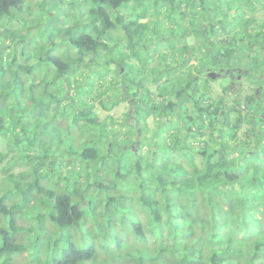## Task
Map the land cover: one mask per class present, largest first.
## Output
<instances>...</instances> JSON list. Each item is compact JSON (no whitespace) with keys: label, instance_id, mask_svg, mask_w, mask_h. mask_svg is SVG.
Here are the masks:
<instances>
[{"label":"trees","instance_id":"trees-1","mask_svg":"<svg viewBox=\"0 0 264 264\" xmlns=\"http://www.w3.org/2000/svg\"><path fill=\"white\" fill-rule=\"evenodd\" d=\"M48 1L53 9L55 0H32L25 6L23 0H0V20L23 7L42 11ZM142 3H68L78 9L82 5L84 13L67 15V26L54 23L56 30L44 43L41 31L34 28L32 37H41V42L30 36L17 37L20 42L12 49L0 44V144L5 147V138L35 134L49 124L65 132L68 140L79 134L82 144L73 146L77 152L73 148L66 151L70 158L66 162L71 163L75 156L81 158L88 174L74 181L81 188L67 191L61 184L55 185L58 194L52 192L53 187L49 194H40L41 213H50L52 222L62 228H74L80 220L91 218L90 230L94 227L101 237L107 233L114 236L116 246L124 242L118 257L121 264H264V26L256 33L244 28L223 38L221 33L235 27L216 30L204 23L206 26L200 24L193 29L180 21V27L173 30L175 36H163L167 44L163 47L169 49L170 56L166 58L163 53L165 63L163 69L159 67L167 73L165 85H172L175 92L172 95L163 87L158 101L149 92V86L158 81L156 66H149L156 58L142 52L143 45L127 37L131 29L142 27L135 24L146 14L134 16L131 8ZM165 6H171L170 10L179 7L173 3ZM170 10L167 14L172 21L171 16L177 14ZM83 16L90 18L89 24L84 23ZM37 18V24L45 19ZM48 20L52 25L53 18ZM73 34L78 35L72 38ZM60 36L65 38L64 49L55 43ZM191 37L194 41L189 45L186 40ZM114 53L122 59L110 58ZM242 56L249 72V93L241 96L237 81L221 85L226 97L213 98L211 79L198 81L199 72L218 66L238 69ZM191 60L197 66L189 67ZM179 69L184 72L173 77ZM193 70L197 75L191 73ZM94 71L98 78L91 82ZM259 76L263 80H258ZM253 85L260 89L259 94L252 92ZM140 99H146L143 107L139 106L145 112L142 118L134 106ZM126 101L130 104L128 113L121 120L114 119L109 113ZM98 111L106 112L105 118L100 119ZM149 114L157 128L175 124L173 140L163 149V155L155 138L148 139L150 151L142 152L147 138L140 137ZM118 129L122 144L113 138ZM139 142L140 146L133 149ZM127 150L135 154L129 155ZM19 165L28 168L17 173L20 180L29 182L31 168L25 162ZM105 172L119 185L133 177L134 196L126 192L117 196L124 201L123 207L106 208L114 199L103 193L109 187L101 182ZM16 188H5L0 196V234L4 242L0 258L7 251H15L10 255L27 252L34 259L23 264H87L96 256L95 248H84L83 236L77 242L69 234L62 245L54 236L42 238V248L39 238L31 243L34 239L25 235L22 226L26 199L18 198ZM32 190L28 198L35 201ZM124 213L134 217V252L126 240L117 238L114 218ZM104 221L107 227L102 225ZM110 242L106 240L97 250L114 260L117 257L109 251ZM13 257L5 256L4 264H15Z\"/></svg>","mask_w":264,"mask_h":264},{"label":"rangeland","instance_id":"rangeland-1","mask_svg":"<svg viewBox=\"0 0 264 264\" xmlns=\"http://www.w3.org/2000/svg\"><path fill=\"white\" fill-rule=\"evenodd\" d=\"M56 4L53 6L54 8L50 9V2H46L42 11H31L29 7H23L22 9H14L11 12L9 18H5V20H0V44L5 45L8 49H12L16 46L17 43L20 42L17 37L28 38L34 40L35 42H41V37H32L33 30L41 31L43 43L44 39L49 38L53 30L55 29L54 23L59 22V25L67 26L68 20L65 19L67 15H77L84 13L80 9L84 8L82 5L77 6L69 5L68 3L79 2L80 0H55ZM43 2V0H39V3ZM27 3H32V0H23V6L27 5ZM178 5L172 8L171 6L166 7L165 4ZM181 3V4H180ZM180 4V5H179ZM133 8V15H137L139 13L146 14L145 19L139 20L135 27L130 30L131 40L134 42H139L143 45L144 49L142 52H147L149 56H155V62L153 64H149V66H156V75H158V81L156 84H152L149 86V92L152 96L158 101L160 100L159 92L163 93V87L169 91L170 94L174 95L175 88L172 85L166 86L165 81L167 80L166 72H163V65L165 60H163V53H165L166 58L170 56L169 49L163 47V44L166 46V42L163 41V36L167 38H172L175 36L174 29L177 30L180 27V21L187 23L190 27L195 29L200 24L206 26H213L214 29L219 30L221 28L235 29L227 30L226 33H221L219 36L225 38L229 37V34H233L238 30L249 29L252 30L253 33L257 32V29L264 26V0H143L142 4L131 5ZM175 11L177 15H172V21H169V16L167 11ZM184 10V15L182 14ZM180 13V15H179ZM12 16V17H11ZM45 18L37 24L38 18ZM48 17V18H47ZM49 18H53L54 22L52 25L49 23ZM84 19L85 24H89V17H82ZM82 18L79 20L81 21ZM73 19H76L73 16ZM56 30V29H55ZM228 34V35H226ZM78 34H73L72 38H75ZM66 38L67 35H66ZM62 38L55 41L60 49H64V45L62 44ZM198 39V38H196ZM220 39V38H217ZM187 43L192 45L194 38H188ZM61 43V44H60ZM186 43V45H187ZM112 45V43L110 44ZM163 47V48H162ZM115 54V55H114ZM111 55L110 58H116L118 60L122 59V55L118 52V55L122 57H118L116 53ZM38 57V55H37ZM168 63L171 65V59H166ZM135 64L138 62L133 61ZM192 63L191 66L194 65V61H189ZM241 66L238 68L237 75L241 76V80L239 81V86L237 89L242 92L241 96H245L249 93V85H248V70L245 68L246 60L245 56L241 58ZM188 65V64H187ZM161 67L162 69H160ZM188 67V66H187ZM190 67V66H189ZM194 67V66H193ZM166 68V66H164ZM112 69V68H110ZM171 69V68H170ZM127 74L131 73L129 69H126ZM180 72H184V69H179L175 71L173 77H177ZM33 73H37V70H33ZM192 74H196V71H191ZM197 75V74H196ZM236 76V75H235ZM98 78L97 71H94L93 82L94 79ZM262 79V76L258 77V80ZM202 80V79H197ZM203 81V80H202ZM89 82V81H88ZM201 83V82H200ZM229 83L227 77L220 76L215 80L209 81V87L211 88V94L213 98L226 97L221 91V85L225 86ZM200 85V84H199ZM201 86V85H200ZM158 87V88H157ZM252 87V86H251ZM135 90L137 88H134ZM159 89V90H158ZM255 89V90H254ZM254 90V91H253ZM260 93V89L252 87V92ZM258 93V94H259ZM171 95V96H172ZM118 96H121L118 94ZM136 94H134V99L138 100ZM128 99V96L126 97ZM239 99H242L239 96ZM128 101V100H127ZM120 102L121 104L117 105L114 109L109 113L114 119L121 120V116L128 113V108L130 107L129 102ZM262 108H264V101ZM146 103V99H140L138 102L134 104L137 109V116L142 118L145 114L144 111L140 110V107H143L141 104ZM232 103V100H231ZM98 105V104H97ZM138 106V107H137ZM178 113V110L176 111ZM97 115L100 119L105 118L106 112L98 111ZM133 117L131 116V119ZM129 119V121L131 120ZM174 119V118H173ZM172 120L171 122H173ZM134 121H132L133 123ZM146 127L145 133L141 135L140 139L147 138L146 144L144 145L142 152L148 153L150 151V145L148 139L155 138L157 141L158 152L163 155V149H167L169 142L173 140V125H168L163 127L162 125L158 127L154 123L153 115H148L145 118ZM131 124V122H130ZM155 124V126H154ZM55 125V124H54ZM53 124H49V126H45L44 129L37 131V133H28L25 137H8L5 138V147L0 144V170H3V173L0 172V196L4 195L5 188L8 187H18L16 189L19 190L18 198L26 199L24 212L26 214V219L24 220L22 226L25 230V235L29 236L31 243H37V238H39V243L42 246L44 245L42 238H48L49 236H54L55 239H58L62 245V243L66 242L68 235H73L71 237L72 241L81 242V237L83 236V246L84 248L92 247L96 249V256L94 258H89L87 264H121L122 261L119 259L123 252L124 242H121L119 246H116L115 237L105 235V237H101L98 235L97 231L94 227L90 230L89 227L92 225L91 218L86 219L84 222L80 220L74 228H62L57 226L52 222V216L50 213L45 211V214L41 213L43 210V206L39 203L38 197L40 194L44 195L45 193L49 194V189L53 187L52 192L54 194H58L55 185L64 184V187L67 188V191H71L74 188H81L80 183H74L75 180H79L81 176L86 172L85 164L81 158H77L75 156L74 161L71 163H67L70 158L66 155V151L70 150L77 152L82 144L79 139V134L75 133L73 135L72 140H68L67 134L63 131L56 129V126ZM187 124L185 125V128ZM119 129L116 130L113 134L114 141L122 142L118 139L119 136L122 138L121 132L119 133ZM140 135H138L139 138ZM68 141H67V140ZM134 140V138H133ZM134 142V141H132ZM131 143V142H130ZM74 144V145H73ZM140 146V142L138 143ZM137 144H135L134 148ZM75 146V148L73 147ZM4 148V149H3ZM126 149V146L123 147ZM133 150H127L129 155H132ZM135 154V153H134ZM133 154V155H134ZM43 161H45L43 163ZM27 163L31 168V171H35L36 175L32 172L30 173L29 182H24L20 180V177L17 173L19 171L28 170V168L22 167L20 163ZM54 163V164H53ZM35 166V169L33 170ZM123 166V165H122ZM73 173V177L69 176V173ZM87 173V172H86ZM88 174V173H87ZM105 177L102 179L105 185H108V189L104 190V194L106 197L114 199L111 201L106 208L114 210L115 207H123L124 201L117 197L124 192L128 193L130 196H134V192L136 190V186L133 183L134 179L129 178L128 182H125L122 185H119L118 182L113 179L111 181L108 178L107 172L104 173ZM111 175V174H110ZM30 188H33L31 192V196L35 199L30 200L28 195L30 193ZM8 190V189H6ZM8 192V191H7ZM42 192V193H40ZM134 206V205H132ZM146 210V209H145ZM139 218V214L137 213ZM118 218H114V223H117V238L119 240L123 239L128 242L131 248V252H134L135 245L137 243V239L134 237V217L132 214L124 213L123 215H117ZM114 223L109 224V226H113ZM104 227H107V223L104 221L102 223ZM4 227L3 225H1ZM262 229L264 230V221L262 223ZM108 232V231H106ZM111 239L110 246H108L110 252H114V255L117 259L109 260L108 255L104 254L101 251H98L97 248L101 244H103L106 240ZM28 240V239H27ZM4 244L3 236L0 234V246ZM15 253V251H7L0 258V264H4L3 259L5 256H14L13 263L15 264H23V262L32 261L34 259H30V256L27 252L21 255H10ZM119 257V258H118ZM28 264H31V263Z\"/></svg>","mask_w":264,"mask_h":264},{"label":"flooded vegetation","instance_id":"flooded-vegetation-1","mask_svg":"<svg viewBox=\"0 0 264 264\" xmlns=\"http://www.w3.org/2000/svg\"><path fill=\"white\" fill-rule=\"evenodd\" d=\"M187 64H188V66L192 65L191 62H188ZM197 64H198L197 62H194L193 66L195 67V66H197ZM237 73H238V69H236V68H226L224 66L223 67L218 66V68L217 67H206V68L202 69V72H199L198 77L201 78L202 80L203 79L215 80V79L219 78L220 76H224V77L228 78L229 85H231V84H234L233 82H237V81L241 80V76L237 75ZM234 87L236 88V86H234ZM124 97H126V96H124ZM132 121H134L133 118L129 121V123L131 122V124H132ZM136 146H139V144H137ZM133 149H135V148L133 147Z\"/></svg>","mask_w":264,"mask_h":264}]
</instances>
